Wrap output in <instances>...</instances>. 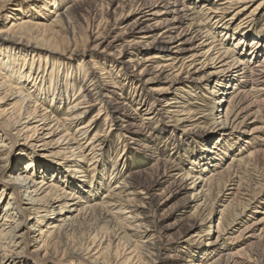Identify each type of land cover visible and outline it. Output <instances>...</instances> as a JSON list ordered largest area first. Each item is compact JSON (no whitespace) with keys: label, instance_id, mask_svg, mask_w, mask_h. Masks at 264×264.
<instances>
[{"label":"rangeland","instance_id":"1","mask_svg":"<svg viewBox=\"0 0 264 264\" xmlns=\"http://www.w3.org/2000/svg\"><path fill=\"white\" fill-rule=\"evenodd\" d=\"M49 1L10 0L7 10L0 14H5L1 16L0 29L6 27L10 19L14 20L16 13H18L16 16L23 17L22 19L48 24L56 17L53 11L56 9L63 11L66 7L71 8L73 5L76 11V18L72 23L75 43L84 48L85 52L72 60L65 59L61 53L68 51L65 47L68 38L58 34L53 39V47H48L50 49H36L23 53L25 63L20 68V72L25 78L27 74L31 77L34 76L36 74L35 67L29 68L32 61L35 64L40 62L37 71H42L44 67L48 68L53 64L54 66H52L56 71L59 70L60 74L65 69V64L70 63L76 66L75 63L80 61L84 66H88L90 61L91 65L96 64L102 69L101 72L104 73V76L108 75L105 74L106 71L110 72L109 76L115 82L116 87H110L109 85L112 83H109L104 88L108 93L110 105L113 109H117L116 116H119L114 125H109L108 121L105 124L101 117L97 120L96 127L94 128L95 124L91 127L87 136L82 135L81 130L78 129L79 126L93 119L99 108L97 106L92 110L88 109L87 113L83 114L84 117L70 120L71 116L68 110L72 106L71 103L78 100L74 97L78 90H72L69 96H66L67 99L57 103L55 98L53 100L42 98V92L31 86L33 84L31 77H29L30 84L17 82L13 77L8 78L9 83L17 88L16 91L19 90L22 95L30 96L32 101H36L37 106L46 107L45 111L51 118L58 119L59 123L65 125L63 128L68 129L69 138L73 137L77 141V145L72 144V146L80 145L81 153L86 157L85 160H81V157L77 156L80 153H76L78 150H75L71 156L66 153V145L63 144L70 140L69 138L64 141L61 139L56 145L41 146L42 137L47 136L46 140L50 139L49 135H44L46 130H39L38 136L37 134L32 135L29 139L27 136L30 133L25 129L19 134L16 131L24 119L15 124L13 120L8 125L18 141L12 148L13 167L15 169L20 167L24 159L30 156H34L36 162L44 164L52 162L53 165H57L58 162L51 153L59 149L70 158V162L66 168H63V171H67L68 176H73L75 180H80V184L83 185L79 190L75 188L76 195L81 197L84 203H105L106 200H109L106 205L111 210L114 221L101 222V216L95 213L83 216L71 233L70 244L80 246V243L82 245L92 241L93 234L97 236L111 235L115 232L118 233L123 228L130 238V241L126 242L127 246L138 245L136 256L139 257L141 264L149 263V259L154 258V255L150 253L157 252L155 248L145 246L150 241L156 244L159 249L158 258L153 264H196V262L203 264L217 257L218 250L211 249V245L207 242L216 235V232L211 229L212 226L223 223L225 216L219 211L226 206V211H223L229 213V221L231 222L233 219V222L223 238L218 239L219 245L222 244L223 249L229 252L243 250L240 252L245 256L253 253L259 264H263L264 222H259L250 228L253 232L251 236H248L247 230L243 232L242 230L245 226L252 225L262 215L260 210L264 208V185L260 186L264 181V108L261 111L249 108L247 112L240 114L239 121L247 114L244 118L246 127H242L245 129L241 128L243 133L240 135L230 129L222 136L216 134L221 131H219L220 124L214 120V117L224 114L226 102L215 104L214 100L219 94L218 92L212 94L213 92L210 91L211 89L218 91L220 86H213L214 81L206 83L202 81V79L208 78V72L212 69V64H209L211 60L205 58L202 50L203 47L211 45L213 39L220 42V39L223 41V38L232 33L229 31L226 33V29L221 31L223 22L228 23L227 25H230L231 29L240 23L238 28L240 29L242 28L241 21L253 20L251 27H255L256 31L254 30V32L262 34L264 32V6H260L251 15V9L259 0L245 1L247 9L243 10L238 18L233 19L234 22H229L232 13L225 14L227 16L214 25L216 29L210 25L211 22L206 24L208 36H204L206 33L197 31L200 27L197 26V22L204 17L200 5L206 2L208 6L213 7L219 3H215V0H209V2L207 0H62L63 2L58 0L53 6L50 3L44 9V3H49ZM145 12L153 14L144 15ZM97 33H101L100 39L96 38ZM150 41H158L159 44L157 47L146 48L144 44ZM201 41L204 42L201 43ZM230 44L231 42H227L222 45ZM249 44L250 42L247 45L248 48ZM15 46L18 45L15 44ZM12 49H8V53H3V60L10 61L11 58L19 56H12V52L17 53L18 48L13 47ZM155 51H160L159 54H162L163 57L156 59L157 61L150 65H140L149 53ZM263 56L264 52L259 53L252 62H257ZM193 57L198 59L191 67H180L183 60L186 61ZM128 59L131 60L127 62ZM22 62L23 59H20L21 65ZM162 63L170 64L172 68L159 69L157 65ZM193 66L195 67L193 68ZM0 67L3 68L1 64ZM139 70L144 71L142 75H138ZM0 71L5 72L2 69ZM177 72L179 75L174 76ZM236 73L235 69L229 74L234 76ZM80 74L83 79L85 72L81 71ZM110 78L105 79L108 81ZM162 87L170 88L167 92L156 94L155 91ZM176 87L180 89L174 90L173 88ZM231 87L232 85H229L225 90V92H229L225 93L226 99L230 96ZM1 91L0 89V95H2ZM17 95L8 93L0 102L7 109L6 118L8 116L12 118L14 115L11 111L20 107ZM170 97H179L178 100L181 103L178 104L184 105L183 112L186 114L180 117L187 120L183 123L179 124L176 117L168 118L164 104ZM246 97L247 103L255 99L253 92H250ZM11 105L15 107L10 109ZM78 111L81 110H75L71 114ZM145 115H150L147 117H151V120H143L142 117ZM23 117H26V114ZM52 129L55 130V127ZM60 129L58 127L55 132ZM108 129L109 138L106 139L108 144H105V155H98V149L89 152L88 149L91 145L88 147L86 142L96 133H107ZM219 137L225 139V142L217 150L213 147L215 144L212 142L214 140L216 142ZM101 138L103 139L104 136ZM244 140H247L248 143ZM204 142H207L206 146H210V149L213 150L211 153L213 157L221 151L220 148H223V151L220 154V159L216 160L215 166H207L204 171H201L203 169L200 168L202 167L201 163L195 160L196 154L200 152ZM249 152L253 153L251 157L246 156ZM94 154L95 158H92ZM233 157L237 159V162L236 160L232 161ZM234 163L238 165H235L233 169L231 165ZM228 166L232 170L227 169ZM78 167L81 172H74ZM214 168L220 171L216 181L213 180V183L218 181L219 186L212 184V191L210 194H206L205 203L202 198L196 201L191 195L194 192L193 185L195 184V182L192 183L194 179L192 176L201 172L206 175L205 177H210V171ZM47 174L52 175L50 177L46 175L51 181L54 173ZM61 176L60 173H57L56 177L61 179ZM229 179H234V181L228 182ZM124 180L127 182L137 181L136 186H125ZM220 183H226L225 187L222 188ZM236 185L238 186L235 191L237 195L233 197L234 194L231 193L234 192L233 189L228 188H233ZM91 187L95 188L94 191L86 192ZM65 188H67L66 190L71 189L70 186ZM111 189L113 194L105 198L103 193ZM136 190L142 191L138 195H129L135 197L136 200L135 203H131L126 195ZM6 195H3L0 200V208L6 203ZM199 195L197 194V197H200ZM254 195H257L258 200L250 207L242 208L244 203H248L246 200ZM209 210H211V216L207 215ZM117 224H120V227ZM239 233L242 234L239 236ZM40 243H33L30 240V250L35 251L34 249L38 248ZM59 247L60 249L65 248L63 244ZM35 252L42 256L44 251L41 248ZM37 261L43 262L42 259Z\"/></svg>","mask_w":264,"mask_h":264},{"label":"bare ground","instance_id":"2","mask_svg":"<svg viewBox=\"0 0 264 264\" xmlns=\"http://www.w3.org/2000/svg\"><path fill=\"white\" fill-rule=\"evenodd\" d=\"M9 1L10 0H0V14L1 12L7 10V4ZM57 1L58 0H54L51 2L50 0L49 3H44V9L47 8L50 3H52L51 6H53ZM207 1L209 2V0ZM245 1L249 0H215V3H219H216V6L213 7L208 6V3L203 2L202 5H200V8L204 17L203 19H200L199 22H197V26H200L197 31L206 33L204 36H208L206 24L211 22L210 25L216 29L214 25H217L219 21H222V18L227 16L225 14L229 13H232V15L229 17V20L231 19L229 22H234L232 20L238 18L239 14L242 13L243 10L247 9ZM260 6H264V0L257 1L254 8L251 9L250 14L252 15L253 12H255V10ZM53 12L56 17L48 24L22 19L23 17L16 16L18 14L16 13L14 14V20L10 19L9 24L7 22L8 25L6 24V27L0 29V64L3 67H0V69L5 70V72L0 71V89L2 90L0 102H2L1 100H3L8 93L9 95L18 94L17 100H20V107L15 111H11L12 115H14L12 118L11 116L6 118L5 114H7V109H5V106L0 104V200L3 195L7 194L6 203L2 208H0V264H63L69 262H73L74 264H137L138 262V264H141V262H139V257L136 256V253H138V245L135 244L134 246L133 244L127 246L126 242L130 241V238L128 235H126V232L123 228H121V231L118 233L115 232L111 235L105 234L97 236L96 234H93L92 241L85 242L82 245L80 243V246L70 244L69 238L71 233L73 232L75 225L83 216L94 215L95 213L101 216V222L114 220L112 218L113 214L111 210L108 209L106 205L108 204L109 200H106L105 203H84L81 197L76 195L75 188H78L79 190V188H82L83 185L80 184V180H75L73 176H68L69 174H67V171H63V168H66L67 164L70 162V158H68L65 153L60 152L59 149L54 150L53 153H51L52 156L54 155L56 162H58L57 165H53L52 162H49L51 164L36 162L34 161L35 157L30 156L26 158L24 157L25 159L20 167L16 169L13 167L14 155L12 148L18 143L17 138L14 137L12 130H10L8 126L13 120L15 124L24 119V121L20 123V128H18L16 131L19 134L20 131L25 129L26 132L30 133V135L27 136L29 139L32 135L34 136L37 134L38 136L39 130H46L44 135H49L48 137L50 139L46 140L47 136L42 137L41 140L43 143L40 144L41 146H47V144L56 145L61 139L64 141L70 136L68 129L63 128L65 127L63 123H59L58 119H53L49 116V113L45 111L47 109L46 107L42 108V105L37 106L36 101H32L30 96L22 95L19 90L16 91L17 88L13 84L9 83L8 79L9 77H13L17 82H28L30 84L31 81L29 80V77L31 76L27 74L25 78L20 72V68L24 65L23 63H25V56L23 53L36 49H50L48 47H53V39H55L58 34L68 38L66 39L65 46L68 51L61 53L65 59L72 60L76 56L78 57L84 54V48H81L77 43H75V34L72 26L73 19L76 18L75 6L72 5L71 8L66 7V9L63 11L56 9ZM147 14L153 13L145 12L144 15ZM4 15H0V19L1 16ZM251 21H241L242 28L240 29H238L240 27V23L238 26L236 25L231 29L230 25H227L228 23L223 22L221 24V26L223 25L221 31L226 29V33L228 31L232 32L227 36L228 39L224 36L225 38H223V41L220 39L221 41L218 42L219 40L217 41L213 39V37V45H207L208 47L205 46L206 48L203 47L202 50V54L205 56V58L211 60L209 64H212V69L208 72V78H204L202 81L205 83L214 81L213 86H220L218 91H215V89H211L210 91L213 92L212 94H217V92L219 94L214 100L215 104L226 102L224 114H219L214 117V120L220 124L219 131H221L216 134H220L221 136L229 129L240 135L243 133L241 128L246 127L244 118L247 116V114H245L243 119L239 121L240 114L247 112L249 108H256V111H261V109L264 108V56L257 60V62H252V60L256 58L259 53L264 52V32H262V34H259V32L255 33V27H251ZM100 36H102L101 33H97L96 38L98 37L97 39H100ZM203 42L204 41H201V43ZM227 42H231V44L228 46L222 45L227 44ZM249 42L250 47L248 48L247 45ZM15 44L18 46H15ZM158 44V41H150L145 43L144 46L146 48H151V46L157 47ZM13 47L18 48V51H16L18 54L12 52V56H19L17 58H11L12 60L10 59V61L3 60V53H8V49L13 50ZM159 53L161 52L155 51L149 53L144 58L143 63L140 65H150L156 62V59L163 57V55ZM192 56L195 57V55ZM194 57L189 58L186 61L183 60L180 67H191V65L198 59ZM20 59H23L22 65L20 63ZM130 60L131 59H128L127 62ZM37 63L38 64H35L32 61L29 66L30 69L33 68V66L36 69V74L31 77V80L33 79V84H31V86L42 92V98L51 100L55 98L56 102L60 103L67 99L66 96H69L72 90H78L74 96L75 99L78 100L73 101L71 103V108L68 110L71 116L70 120L80 119L84 117L83 114L87 113L88 109L92 110V108L98 106L99 109L96 113V116L93 119H90L88 123L79 126L78 129L81 130L82 135L85 134L87 136L91 127H93L95 124V128L97 125V120L101 117H103L104 123L107 124L106 122L108 121L109 125H114V122L119 119V116H116L117 109H113V107L110 105L111 103H109L110 101L108 99V93L105 92L106 88H104V86H108L109 83H112L109 85L110 87H116L115 82H113V80L110 78L111 76H109L110 72L106 71L105 74L108 75L104 76V73L101 72L102 69H100L96 64L91 65L90 61L88 66H84V64L80 61L75 63L76 66H73L70 63L65 64V69L61 74L58 72L59 70H55L53 64V66L49 65L48 68L44 67L42 71H37L40 66V62L38 61ZM157 66H159V69H164L167 67L172 68L170 67V64L163 63ZM194 67L195 66H193V68ZM235 69L237 73L234 76L229 74ZM9 70L12 71L9 72ZM81 71L85 72V77L83 79H81L80 76ZM139 71L140 72L138 75H142L144 72L143 70ZM175 75H179V72L174 74V76ZM105 78L110 79L107 81ZM37 81L38 83L36 84ZM229 85H232V87L230 96L226 99L225 93L227 94L229 92H225V90ZM167 87H162L156 90L155 93L162 94L167 92V90L170 88ZM173 89L177 90L180 88L176 87ZM85 91H87V93H84ZM250 92L254 93L255 99L247 103L248 101L245 99H247L246 96ZM178 98L179 97L168 98L164 104V108L166 114H168V118L171 119L172 117H176V121L180 124L187 119L180 117L186 113L183 112L184 105L178 104L181 103ZM14 107V105H11L10 109ZM75 110L81 111L71 114V112L73 113ZM25 114L26 117H23ZM147 116L150 115H145L142 117V119L147 121L151 120V117ZM53 127H55V130H57L58 127L61 129L58 132H55V130L52 129ZM109 129L107 133H103L104 135L102 133L94 134L86 142L88 147L91 145L88 149L89 152H93L95 149H98V155H105L106 151L104 149L105 144L107 143L106 139L109 138ZM61 132L63 133L61 134ZM103 132H105V130H103ZM41 133L43 134V131ZM55 136L57 137L55 138ZM103 136L104 138L102 139L101 137ZM69 139L70 140L63 144L66 145V153H69L71 156L75 150H78L76 153L80 154L77 156L81 157V160H85L86 157L83 155V153H81L82 150L80 149V145L72 146V144L77 145V141L73 137ZM224 142L225 139H220L219 137L216 142L215 140L212 142L216 146L213 147L218 150V147H222L221 144ZM244 142L248 143L247 140H244ZM206 143L207 142L203 143L204 146L200 152L196 154L195 161L201 163L202 167L200 168H203L201 171H204L207 166H215L217 164L216 160L220 159V154L223 151V148H220L221 151L219 150L220 152L217 153L215 157H213L211 156L213 150L210 149V146L207 147ZM102 150L103 152L101 153ZM252 155L253 153L249 152L246 156L251 157ZM92 158H95V154L92 156ZM235 160L237 162V159L233 157L232 161ZM235 165L237 166L238 164L234 163L231 165V167L234 169ZM229 167L230 166H228L227 169H229ZM216 168L211 169V174L209 175L210 177H205L206 175H203L201 172H197L192 176L194 178L192 183L195 182L193 185L194 192L191 194L193 199L197 201L199 198H202L203 202L205 203L206 194H210L212 191V184L219 186L218 181H215L220 174V171H217ZM50 172L52 174L54 173L53 178H55L54 180L52 178L51 181L48 180V176L50 177L52 175L47 174ZM56 172L62 175L61 179H57ZM74 172H81V170L78 167L74 170ZM64 177L66 178L63 179ZM65 180L71 181L67 182ZM213 180H215L214 183ZM232 181H234V179L228 180V182ZM136 182H127L124 180L125 186L128 185L135 187ZM220 185H222L221 187L223 188L225 187L226 183H220ZM263 185L264 181L260 186L263 187ZM67 186H70L71 189L66 190L67 188L65 187ZM237 187L238 186L236 185L233 186V188H228L233 189L234 192H231L234 194L233 197L237 195V192L235 193V191H237ZM94 189L95 188L91 187L86 192L94 191ZM141 191L142 190H136L127 193L126 197H128L129 202L135 203L136 201L135 197L129 196L130 194L138 195L141 193ZM103 194L106 198L107 196H111L113 194V190H108ZM116 194L119 195L120 193ZM197 194H200V197H197ZM257 200V195L251 196L250 199L246 200L248 203H244L245 205L242 208L248 206L250 207L252 203H255ZM226 209L227 207L225 206L219 211L225 216L223 218L224 224L221 223L212 226L211 229L212 231L214 230L216 232V235L212 240L207 242L211 245V249L218 250L217 257L212 261H206L205 263L259 264V261L253 256V253L245 256L241 255L242 253L240 251L243 250L238 249L237 251L229 252L228 250L223 249L222 244L219 245L220 241H218V239L220 237L221 239L223 238L225 232H227V230L230 228L231 222H233L232 217L231 222L229 221V213L227 214L224 212ZM260 214L262 215L256 219L252 225L245 226L242 232L247 230L249 233L248 236H251L253 232L250 228H253V226L259 222H264V208L260 210ZM207 215L211 216V210L207 212ZM119 225L117 224V226ZM241 234L242 233H239V236ZM96 237L98 238L95 241ZM30 240H32L33 243L41 242V245L34 250L38 251V249L43 248L44 252L42 256L39 255V253L30 250ZM61 244L64 245V249H60L59 245ZM125 246L126 249H124ZM131 246H133L132 249L126 252L131 248ZM145 246L155 248L157 251L156 253L151 252L150 254L154 255V258L152 260L150 258V261H148L149 263H145L153 264L154 261H156L155 259L158 258L159 249L152 241L148 242V244ZM57 247L59 248L57 249ZM136 250L137 252H135ZM39 259H42L43 262L37 261ZM196 264L202 263L196 262Z\"/></svg>","mask_w":264,"mask_h":264}]
</instances>
